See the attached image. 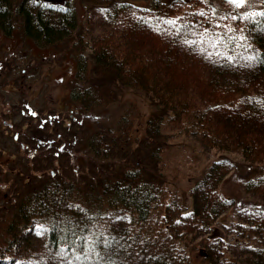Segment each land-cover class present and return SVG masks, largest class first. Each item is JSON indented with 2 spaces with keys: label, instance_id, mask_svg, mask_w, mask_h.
Here are the masks:
<instances>
[{
  "label": "trees",
  "instance_id": "1",
  "mask_svg": "<svg viewBox=\"0 0 264 264\" xmlns=\"http://www.w3.org/2000/svg\"><path fill=\"white\" fill-rule=\"evenodd\" d=\"M81 4L102 10L110 28L89 46L73 0H0V31L42 47L70 44V98L80 111L106 109L123 88L142 92L151 111L137 143L133 112L104 129L83 124L92 129L86 148L95 163L82 164L79 175L33 177L13 210L17 238L0 247V264H16L6 256L35 224L48 251L66 244L79 264H190L193 253L198 264H264V17L222 15L202 0ZM191 143L216 154L189 176L188 192L169 190L168 151ZM227 153L241 155L245 192L259 200L240 204L220 192L239 164ZM230 210L235 236L212 239ZM114 213L130 219L117 225Z\"/></svg>",
  "mask_w": 264,
  "mask_h": 264
},
{
  "label": "rangeland",
  "instance_id": "2",
  "mask_svg": "<svg viewBox=\"0 0 264 264\" xmlns=\"http://www.w3.org/2000/svg\"><path fill=\"white\" fill-rule=\"evenodd\" d=\"M73 1L79 7L81 16L79 34L89 46L94 36L110 29L106 25L107 17L102 10L83 6L82 0ZM202 3L206 8L219 10L222 15L227 10L238 9L256 19L259 15L264 17V0H246L239 7L230 0H202ZM69 47L70 44L64 43L42 47L24 38L19 31L13 36L0 31V247L17 238L10 226L14 224L13 210L18 206V199L34 184L33 177L38 176L39 179L44 172L51 171L62 175L67 170L79 175L82 164L89 167L94 162L86 148L92 129H83V124L87 122L89 128L104 129L117 122L124 112L130 111L133 112L131 135L134 141L137 143L143 136L151 105L142 92L123 88L117 100L104 110L82 112L71 102L76 65ZM86 52L90 53L89 47ZM14 136L19 137L15 139ZM23 142L26 146H22ZM191 146H174L168 151L166 169L171 182L169 190L177 192L185 189L188 192L191 184L189 176L200 172L216 154L215 151H204L195 143ZM227 154L239 164L223 178L220 192L226 197H235L240 204L259 200L257 196L245 192L244 181L249 168L241 163V155ZM9 158L13 162H9ZM258 174L260 172L254 171V176ZM182 197V201L188 200L186 195ZM158 211L159 208L154 213ZM233 212L230 210L214 225L212 239L235 236L232 227L236 217ZM126 216L114 213L110 220L118 225L129 221L130 214ZM27 231L29 234L25 233L23 240L15 242L6 256L7 260L16 264H79V254L72 252L70 255L66 244L59 247V253L48 251L43 242L44 228L41 224L30 226ZM195 254L190 264H198Z\"/></svg>",
  "mask_w": 264,
  "mask_h": 264
},
{
  "label": "snow or ice",
  "instance_id": "3",
  "mask_svg": "<svg viewBox=\"0 0 264 264\" xmlns=\"http://www.w3.org/2000/svg\"><path fill=\"white\" fill-rule=\"evenodd\" d=\"M230 2L239 7L244 5L246 0H230ZM168 23L175 24V21H168ZM192 43H195V41H192Z\"/></svg>",
  "mask_w": 264,
  "mask_h": 264
},
{
  "label": "flooded vegetation",
  "instance_id": "4",
  "mask_svg": "<svg viewBox=\"0 0 264 264\" xmlns=\"http://www.w3.org/2000/svg\"><path fill=\"white\" fill-rule=\"evenodd\" d=\"M14 137H15V139H18L19 136H14ZM22 144H23L22 146H26V143L25 142H23ZM9 162H13V160H10V158H9Z\"/></svg>",
  "mask_w": 264,
  "mask_h": 264
},
{
  "label": "bare ground",
  "instance_id": "5",
  "mask_svg": "<svg viewBox=\"0 0 264 264\" xmlns=\"http://www.w3.org/2000/svg\"><path fill=\"white\" fill-rule=\"evenodd\" d=\"M15 219V218H14ZM21 225V224H20Z\"/></svg>",
  "mask_w": 264,
  "mask_h": 264
}]
</instances>
